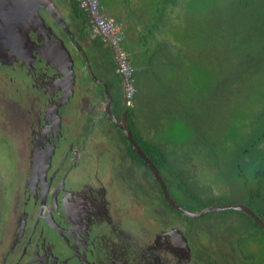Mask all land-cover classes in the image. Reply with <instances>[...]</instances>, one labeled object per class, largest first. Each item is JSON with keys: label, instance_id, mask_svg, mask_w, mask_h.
Masks as SVG:
<instances>
[{"label": "flooded vegetation", "instance_id": "flooded-vegetation-1", "mask_svg": "<svg viewBox=\"0 0 264 264\" xmlns=\"http://www.w3.org/2000/svg\"><path fill=\"white\" fill-rule=\"evenodd\" d=\"M74 1L52 0L66 28L38 9L44 27H28L29 44L19 51L12 41L16 18L4 13L8 6L0 10V123L14 133L0 142L8 164L0 174L6 176L0 264H264V228L232 207L242 206L264 222L246 199L227 195L212 176L202 179L209 186L204 193L195 180L203 164L188 162L187 172L181 171L183 181L196 188L193 198L176 195L162 180L174 206L165 199L123 132L125 126L129 134L128 128L141 133L143 118L133 98L128 103L114 53L94 34L85 12L87 35L77 29ZM95 38L105 41L100 50L91 47ZM48 46L57 54L54 63ZM10 69L17 79L3 74ZM14 86H23V98L12 94ZM219 170L214 174L225 187ZM119 186L129 191H117ZM194 198L213 203L198 206ZM227 206L198 217L185 214ZM255 243L263 247L260 255Z\"/></svg>", "mask_w": 264, "mask_h": 264}, {"label": "trees", "instance_id": "trees-1", "mask_svg": "<svg viewBox=\"0 0 264 264\" xmlns=\"http://www.w3.org/2000/svg\"><path fill=\"white\" fill-rule=\"evenodd\" d=\"M99 1L104 8L106 2L114 14V7L117 5L114 0ZM122 1L126 5L131 3L128 0ZM143 1V6L147 10L140 15L129 10L130 5L128 8L125 7V19H129L127 15L138 16L130 19L137 21L141 25V30H136L134 32L135 40L131 41L129 38L123 43L122 49L133 68L132 79L135 91L133 100L142 114L143 121H145V117L148 119L144 131L148 132V127L151 128V124L154 126L157 123L151 121L150 124L149 117L145 112L149 109L148 113L151 110L150 114H152L156 110V104H152L155 98L151 94L153 89L150 84L147 91L141 90L144 75H147L152 81H156L155 90L159 87L170 98L177 91L175 96H178L177 99L180 101L178 103L174 101V104L180 106L184 103L183 99L193 97V94L190 93V90L193 89L198 90V96L194 98L195 101L196 99L200 100L203 97L202 92H204L205 95L215 97L217 102L220 100L223 104L229 102L224 101L226 97L229 100L233 97L236 98L235 101H239L241 96H237L236 90L241 94L243 86L248 87V84L264 86V0ZM179 1L182 3L181 14L176 18V23L171 24L165 15L169 7L176 6ZM70 6L71 19L75 21L77 29L87 35L82 28L85 24L84 12L79 8L76 1ZM145 18H147V23H143ZM166 26L169 27L172 36L173 42L170 43L173 51L172 56L169 51L165 50L168 43L156 41L154 38L155 31L159 27ZM151 42L152 44H150ZM104 43V40L95 38L91 41V47L100 50ZM140 67L143 70L139 69ZM158 70L162 74L159 78L157 77ZM174 80L175 83L178 80L181 81V87L178 84L179 91L178 88L177 90L174 89L177 85H170ZM184 85L186 88L183 89ZM182 92L184 98L181 96ZM241 95L244 100H247L248 95L246 96L245 93ZM257 96V104L255 105L259 109L263 107L257 115H254L251 124L254 126L258 123L262 127L264 126V89L260 90L258 95H254V98ZM261 98H263L262 101ZM209 100L208 97L207 102H210ZM167 102L169 103L168 99ZM216 109L215 105L212 107L211 104H207L205 99L202 104L185 108L182 115L192 125L205 126L209 125L208 120L215 123L214 121H217L218 117L220 119L218 114H213V111H218ZM170 112L169 110L168 113ZM243 112V110L239 112V116L244 114ZM168 118L170 117L168 116ZM242 126L243 124L239 121L237 128L241 129ZM151 130L153 131L152 128ZM128 131L134 142L152 160L166 187L170 188L169 176L173 175V169H171L163 151L157 145L150 143L148 138H144L142 132L140 133L135 128H128ZM250 137L244 145L237 148L238 154L230 156V170L232 167L233 171L225 169L220 173L222 175L233 173L232 179L237 183L242 199H246V205L264 222V130L255 131ZM223 147L225 146L222 145L220 148L221 153L227 149V147L226 149ZM226 164L228 163H225L224 167H227ZM216 175L214 174L212 177L216 179ZM182 184L183 189L189 190V193L182 191V188L180 191L185 193L186 197L191 196L193 198L195 192H192L190 186L184 181ZM175 191L177 192V190ZM196 200H199L198 206L213 203V199L194 198V202ZM179 204L181 203L179 202Z\"/></svg>", "mask_w": 264, "mask_h": 264}, {"label": "rangeland", "instance_id": "rangeland-1", "mask_svg": "<svg viewBox=\"0 0 264 264\" xmlns=\"http://www.w3.org/2000/svg\"><path fill=\"white\" fill-rule=\"evenodd\" d=\"M115 2L117 3V5L114 7L115 8L114 14H110L111 8L105 2L104 6L107 11L106 13L109 14L113 18L119 19L122 22L123 27L126 31L127 38L129 37L131 41H134L136 38V35L134 32L136 30L138 31L141 30V25L137 21L130 19L132 17L136 18L138 16L127 15L129 19H125L126 17H125L124 11H125V7L128 8V6L130 5L129 10H133V13L140 15L142 14L143 11L147 10V8L143 6L144 1L143 0H128V2H131L128 5L123 4L122 0H115ZM181 8H182V3L179 1L176 3V6L169 7L167 14L165 15V18L169 20L171 24L176 23V18H178V16L181 14ZM146 19L147 18L143 19V23H147ZM154 38L156 41L158 40V41H164L165 43H168L165 46V50L167 52L169 51L171 56L173 55L172 45H170V43H172L173 41H172V36L169 32V27L167 26L161 27V28L159 27L154 33ZM150 44H152V42ZM139 69L143 70L141 67ZM3 74L12 80L17 79L16 70L15 71L13 69L5 70L3 71ZM161 75L162 74H160V70H158L157 77L159 78L161 77ZM180 83L181 81L178 80L175 83V80H174L170 83V85L171 86L177 85L176 88L174 87V89L177 90L178 88V91H179V88L181 87ZM149 84L151 85V88L153 89L151 94L155 98L154 100L155 103L152 102V104L153 105L156 104V110L153 111L152 114H150L151 110L148 113L149 109L145 112L147 113L149 117L150 124L152 123L151 121H154V123L156 122L157 123L154 126L151 124L152 126L151 128L153 129L154 132H152V130L149 127H148V132L144 131V127H147L146 120H148L145 117V121H143L144 119L142 120V126H143L142 134L144 138H148L150 140V143L156 144L163 151L164 155L168 159L170 163V167L171 169H173L172 171L173 175L169 176L170 183H171L170 188L174 190V193L176 195L182 194V192L180 191L181 190L180 188L183 189L182 183L184 180L183 178L184 175L183 173H181V171L183 170L184 173H186L187 168H188L187 166H183V165L189 164L188 162H191V163L198 162V163L203 164V167L198 166L199 171L198 173H196L195 180H199L198 182L201 185V189L204 191V193H206L209 190V186L205 184L202 181V179L209 180V176L211 177L212 174H214V172H216L219 169H220L219 171H225V169H228V171H233L232 167L230 170V166H231V163L229 161V159L231 160L230 156H232V154L234 156L238 154V152H236L237 148L239 146L244 145L246 141L248 140V138L250 136L252 137V134L255 131L261 132L264 130V126L261 127L258 125V123L254 124L255 127L253 126V124H251L254 120V115H257L263 107L262 104H260L262 107L261 109H259L255 105L257 104L258 96L254 98V95H258L259 91L264 89V86L262 85L248 84V87L243 86L242 87L243 90H241V94L245 93L246 96L248 95L246 97L247 100H244L243 96L240 93H238L236 90L237 96L238 97L241 96L239 101H235L236 98H233V97H232L233 99L231 98L230 100L227 99L226 97L224 98V101H227V102L229 101V102L228 103L224 102L223 104L221 103L220 100H218L217 102V100H215L216 99L215 97L212 98L211 96L205 95L204 92H202L203 97L201 96L202 98H200V100L196 99L195 101L194 98L198 96V90L193 89V90H190V93L193 94V97L191 96L189 98L183 99L184 103L182 106H180L179 104L178 105L174 104V101L177 103L180 101L177 99L178 96H175L178 93L177 91H175L174 96L170 98V96L163 93L159 87H157V89L155 90L154 88H156V85H155L156 81H152L150 78L147 77V75H144L142 77L141 90L147 91L149 89ZM178 84L180 85V87L178 86ZM1 86H2V83L0 82V87ZM12 88H13L12 90L13 95H15L18 98L22 97V94L24 92L23 86H14ZM184 88H186V85L183 86V89ZM10 91L11 90L9 89V92ZM181 96L183 97V92L181 93ZM208 97L210 99L209 100L210 102H207ZM167 99L169 100V103L167 102ZM205 99H206L207 104H211L212 107L214 105L216 106L217 108L216 110L218 111H213V114L214 115L218 114V116H220V119L218 117V120L214 121L215 123H211L208 120L209 125H205V126L196 125V124L192 125L191 123H189L188 119L182 115V113L184 112V109L187 108L188 106H191V105L195 106L196 104L198 105V104L204 103ZM262 99L263 98H261L260 100L262 101ZM169 110L171 111L170 113H168ZM242 110L244 111L243 112L244 114L239 116L240 114L239 112H241ZM168 116L170 118H168ZM209 118L210 116L208 117V119ZM239 121H241V123L243 124L241 129L237 128V123ZM5 129L6 131L1 126V123H0V142L4 141L6 137H9L8 135L14 134L13 130H11L10 128L6 127ZM204 130H206V132H204ZM221 130L222 132H220ZM222 145L225 146L223 147V149H226L227 147V149L223 153L220 152L221 151L220 148H222ZM4 151L5 150L0 148V174L4 172L5 169L8 168L6 153ZM199 151L202 154L201 156L199 155L200 153ZM206 156H207V161H205ZM208 156L210 157L208 158ZM192 161H195V162H192ZM225 163H228L226 164L227 167H224ZM190 166H193V164ZM232 175L233 173L222 175L225 187L222 186L220 176L219 178H216L213 180H215V182L217 183L216 184L217 186H220V188H222V189L220 188L219 189L222 190L223 192H226L227 195H232V196L238 195L239 196L241 195V192H240L239 187L237 186V183L232 179ZM0 177H1L0 178V198H1V195H2L1 192L4 186L6 185V182H5L6 176L4 175ZM125 179L130 184L136 183L135 179H133V181L129 177H125ZM145 179L146 181L151 180L149 176H145ZM142 184H144V180ZM189 188L192 192L196 191V188L193 186ZM175 190H177V192ZM117 191L127 193L129 191V188L125 186H119ZM182 191L189 193V190L183 189ZM136 216H139L138 212ZM3 222H5V220H3V217L0 215V224H2ZM233 224L234 222L231 225ZM203 240L201 238L200 242L203 243L204 242ZM255 244H256V250L254 253L255 255L258 253L260 255L263 247L259 246L257 243Z\"/></svg>", "mask_w": 264, "mask_h": 264}, {"label": "water", "instance_id": "water-1", "mask_svg": "<svg viewBox=\"0 0 264 264\" xmlns=\"http://www.w3.org/2000/svg\"><path fill=\"white\" fill-rule=\"evenodd\" d=\"M3 5L8 6V12L6 10L4 13L5 14L9 13V16L14 15L16 18L15 22L13 24V27L11 28L14 30V38L12 41L19 44V46L17 48L15 46L16 44H14L16 51H19L21 49L26 48L27 45L29 44V40L27 37V32H28L27 29H29L33 25L36 26V23H37V26L44 27V22L41 19V17L38 15V9H42L43 11L48 13L56 22H58L61 26H63V28H66L62 19L60 18V13H59L58 9L56 8V6L54 5V3L52 2V0H0V10H1ZM23 22L26 23V26H24ZM21 25H23V27H21ZM78 50L81 52V48H78ZM47 52L51 55V58L53 61L51 63H54L56 60L57 54L49 46L47 48ZM82 55L85 58L83 53H82ZM63 56L64 57L62 60L65 64V66L69 65V69H68L67 73L64 72L65 73L64 74L65 79L70 81V86H71L72 85V70L70 69V63H69L70 61H69V57H68V54L66 51H63ZM85 64H87L86 58H85ZM88 70L90 71V68H88ZM122 129H123V132L126 136L127 141L129 142L131 148L134 151H136L138 156L141 157V159L146 163L148 168L151 170L155 180L158 182L160 189L162 190V192L164 194L165 199L169 202V204L174 206V203L171 200H169V198H168L165 186H164L162 179L159 176L156 168L152 165L151 162H149L145 158L144 154L136 146L131 135L127 132L125 126H123ZM175 208L177 210L182 211V209H180L179 207H175ZM228 208H230V207H228V206L223 207V208L215 207V208L207 209L206 211H203V212L198 213V214H190V213L185 211V214L190 216V217H198L201 214L206 213V212L219 210V209H228ZM232 209L246 212L247 214L250 215L251 218H253L257 223H259L264 228V224L259 219H255L253 217V214L250 213V211L248 209H246L242 206H235V207H232Z\"/></svg>", "mask_w": 264, "mask_h": 264}, {"label": "built area", "instance_id": "built-area-1", "mask_svg": "<svg viewBox=\"0 0 264 264\" xmlns=\"http://www.w3.org/2000/svg\"><path fill=\"white\" fill-rule=\"evenodd\" d=\"M79 8L87 14L89 25L94 34L107 41L112 49L116 61V71L121 75L128 103L134 96L133 68L122 49L125 36L121 24L109 14L99 0H75Z\"/></svg>", "mask_w": 264, "mask_h": 264}, {"label": "crops", "instance_id": "crops-1", "mask_svg": "<svg viewBox=\"0 0 264 264\" xmlns=\"http://www.w3.org/2000/svg\"><path fill=\"white\" fill-rule=\"evenodd\" d=\"M114 2H115V0H114ZM115 4H117L116 2H115ZM105 10H106V8H105ZM109 13V12H108ZM110 14H112V11L110 12ZM118 22H120L121 23V27H122V29H123V32H124V36H125V42L126 41H128V39H129V37L127 38V36H126V31H125V29H124V27H123V24H122V22L120 21V20H117Z\"/></svg>", "mask_w": 264, "mask_h": 264}, {"label": "clouds", "instance_id": "clouds-1", "mask_svg": "<svg viewBox=\"0 0 264 264\" xmlns=\"http://www.w3.org/2000/svg\"><path fill=\"white\" fill-rule=\"evenodd\" d=\"M107 12V11H106Z\"/></svg>", "mask_w": 264, "mask_h": 264}]
</instances>
